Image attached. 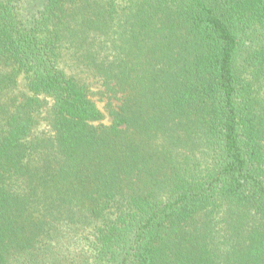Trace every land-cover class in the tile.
I'll return each instance as SVG.
<instances>
[{"label": "trees", "instance_id": "trees-1", "mask_svg": "<svg viewBox=\"0 0 264 264\" xmlns=\"http://www.w3.org/2000/svg\"><path fill=\"white\" fill-rule=\"evenodd\" d=\"M0 264H264V0H0Z\"/></svg>", "mask_w": 264, "mask_h": 264}, {"label": "rangeland", "instance_id": "rangeland-1", "mask_svg": "<svg viewBox=\"0 0 264 264\" xmlns=\"http://www.w3.org/2000/svg\"><path fill=\"white\" fill-rule=\"evenodd\" d=\"M100 86H101L100 84H96L94 88H95L97 91H100V90H102ZM97 99H98V100H99V99H102V100H103V101H99V104H100V106H101L104 110L108 111V108L106 107V104L108 103V101L111 100V97H110L109 95H106V96H105V95H102V96L98 95V96H97ZM112 103H113V106H116V105L119 103V101L116 100V99H112ZM107 113H108V112H107ZM108 115H109V113H108ZM44 126H45V124H44Z\"/></svg>", "mask_w": 264, "mask_h": 264}]
</instances>
